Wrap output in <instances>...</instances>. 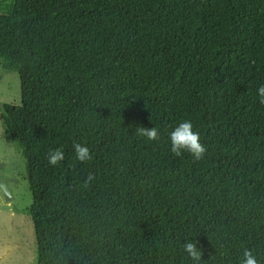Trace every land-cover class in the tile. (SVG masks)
Wrapping results in <instances>:
<instances>
[{"label":"trees","instance_id":"1","mask_svg":"<svg viewBox=\"0 0 264 264\" xmlns=\"http://www.w3.org/2000/svg\"><path fill=\"white\" fill-rule=\"evenodd\" d=\"M0 67L20 81L0 120L27 161L34 264H194L189 240L200 264L246 247L264 264V0L1 1ZM184 120L200 160L170 151Z\"/></svg>","mask_w":264,"mask_h":264},{"label":"rangeland","instance_id":"2","mask_svg":"<svg viewBox=\"0 0 264 264\" xmlns=\"http://www.w3.org/2000/svg\"><path fill=\"white\" fill-rule=\"evenodd\" d=\"M7 1V0H0ZM20 104L17 73L0 67V104ZM0 176L10 179L12 197L6 200L0 188V264H34L37 243L31 217L24 211L32 202L27 161L5 134L0 120Z\"/></svg>","mask_w":264,"mask_h":264},{"label":"clouds","instance_id":"3","mask_svg":"<svg viewBox=\"0 0 264 264\" xmlns=\"http://www.w3.org/2000/svg\"><path fill=\"white\" fill-rule=\"evenodd\" d=\"M259 103L264 105V85L257 89ZM137 133L148 141H158L160 132L157 127L138 126ZM170 142V151L176 155L181 156L183 153H188L193 156L195 160L203 158L207 151L204 144L201 143L200 133L194 131V126L190 120H184L176 125L168 136ZM73 150L75 158L81 163L91 161L93 159L92 153L85 144L74 142ZM65 159V153L62 148L50 149L47 154L48 164L50 166H59ZM95 179L94 175L89 174L84 180V186L87 187ZM198 242L189 240L183 244V251L194 262L200 264L203 255L202 249L197 246ZM240 264H260L254 251L250 248H244Z\"/></svg>","mask_w":264,"mask_h":264},{"label":"water","instance_id":"4","mask_svg":"<svg viewBox=\"0 0 264 264\" xmlns=\"http://www.w3.org/2000/svg\"><path fill=\"white\" fill-rule=\"evenodd\" d=\"M9 180L10 179H8V178H4V177L0 176V188L3 191L6 200H10L12 197L11 190L8 186Z\"/></svg>","mask_w":264,"mask_h":264}]
</instances>
